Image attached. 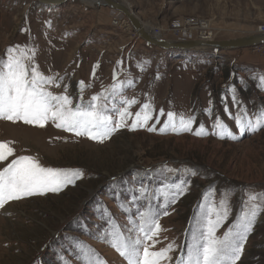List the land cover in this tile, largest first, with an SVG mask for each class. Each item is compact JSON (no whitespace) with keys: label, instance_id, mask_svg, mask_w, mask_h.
<instances>
[{"label":"rangeland","instance_id":"1","mask_svg":"<svg viewBox=\"0 0 264 264\" xmlns=\"http://www.w3.org/2000/svg\"><path fill=\"white\" fill-rule=\"evenodd\" d=\"M120 1H134L129 6L137 16L146 10L147 32L159 31L169 40H178L172 22L190 17L208 21L215 41L250 36L264 26V0ZM112 11L79 2L50 8L35 0H0V59H6L9 47L34 48L39 71L60 78V87L49 90L59 94L67 86L74 106H87L92 96L123 84V96L137 100L129 111L135 113L143 103H150L153 119L148 126L157 129L130 130L133 116L127 119L128 126L100 143L57 128L51 121L39 127L0 120V142H11L14 149L13 156L0 162V169L26 155L45 168L82 173L74 185L58 193L25 197L0 209V264H82L72 247L77 239L105 264H127L96 238L108 230L107 216L126 232L138 221V211L149 205L163 211L162 199L132 203L134 190L143 185L159 196L164 185L185 179V169L195 170L196 175L187 177V190L159 219L163 230L156 249L173 244L170 255L175 262L187 258L194 217L206 192L215 199L227 194L231 204L218 237L235 222L250 193L264 192V127L241 134L229 118L230 113H245L246 119H254V114L264 111V53L251 48L223 53L164 51L147 45L133 29L116 26ZM195 38L185 35L180 40ZM233 96L238 105L232 103ZM119 100L117 93L107 102V114L114 122L119 117L112 109L119 107ZM161 109L194 117L192 131H159L167 122ZM216 118L236 139L214 134L219 131L214 128ZM201 128L205 134L195 135ZM237 264H264V214Z\"/></svg>","mask_w":264,"mask_h":264},{"label":"snow or ice","instance_id":"2","mask_svg":"<svg viewBox=\"0 0 264 264\" xmlns=\"http://www.w3.org/2000/svg\"><path fill=\"white\" fill-rule=\"evenodd\" d=\"M6 59H0V120L13 123L22 121L24 124L44 127L48 121L57 128L74 133L76 136H87L89 139L103 143L105 139L118 128L126 127L127 119L134 116L130 130L148 126L153 119L150 103H143L141 110L135 113L129 111L137 103L135 98H125L121 84H115L106 89L107 94L92 96L87 106L73 105L72 98L67 94V86L59 94L49 90L50 87H60L57 76H45L35 65V49L19 45L6 49ZM95 74V68L93 75ZM118 79L114 72L113 80ZM83 84V82H81ZM131 87V83H129ZM120 94L119 107L112 109L119 120L114 122L113 115L107 114V102ZM232 103L238 105V99L233 96ZM227 112L228 109L226 108ZM160 115L167 116V122L159 131L170 128L173 131H192L194 117L178 115L173 111ZM254 119H246V114H229L234 119L241 134L246 131H258L264 127V111L254 114ZM157 122L159 120L157 119ZM214 134L219 138L236 139L227 124L216 118ZM149 131H156L154 126H148ZM197 136L205 134L203 129L194 133ZM11 142H0V162L8 160L14 155ZM169 172L172 170L169 169ZM195 170L185 169V179L164 185L157 196L155 192L141 185L134 190L132 203L138 200L162 199L163 211L154 210L151 205L143 211H138L139 219L134 227L122 231L107 216L109 228L97 234L96 238L112 247L127 264H237L240 260L244 244L254 229V226L264 214V192L250 193L240 210L235 222L225 231L222 237L217 231L228 220L231 213V204L227 194L220 199L204 194L203 202L198 205L199 211L194 217L195 229L192 233V243L188 247L187 258H179L175 262L170 255L175 250L173 244L156 249L160 232L163 230L159 219L169 214V207L187 190L189 176L196 175ZM82 177L79 171L69 172L54 168L42 167L31 156L21 155L0 169V209L12 201L34 195L58 193L68 185H74ZM103 215H107L105 212ZM72 247L78 252L82 264H105L94 249L83 241L74 240ZM63 259V257H61ZM67 264V262H65Z\"/></svg>","mask_w":264,"mask_h":264},{"label":"water","instance_id":"3","mask_svg":"<svg viewBox=\"0 0 264 264\" xmlns=\"http://www.w3.org/2000/svg\"><path fill=\"white\" fill-rule=\"evenodd\" d=\"M39 5L50 8H59L69 3L91 2V8L106 7L122 13L129 21L136 35L147 45L164 51L177 52H201V53H223L240 49H249L264 44V32L245 36L242 38L226 41H202V40H169L164 37L153 36L148 33L144 23L136 15L135 11L124 1L120 0H35Z\"/></svg>","mask_w":264,"mask_h":264},{"label":"built area","instance_id":"4","mask_svg":"<svg viewBox=\"0 0 264 264\" xmlns=\"http://www.w3.org/2000/svg\"><path fill=\"white\" fill-rule=\"evenodd\" d=\"M112 14L113 23L116 26L123 24L126 31L132 30L130 23L123 15L116 13L115 11H112ZM171 30L178 40L185 35L189 37V35L192 36L194 34L196 36L195 39L202 41H210L214 38V33L210 23L204 19L190 17L183 19L182 21L174 20L171 24ZM258 31L264 32V26L259 27ZM153 33L156 36L164 37V35H162L159 31L154 32L153 30ZM251 49L258 54L264 53V44L257 45Z\"/></svg>","mask_w":264,"mask_h":264},{"label":"crops","instance_id":"5","mask_svg":"<svg viewBox=\"0 0 264 264\" xmlns=\"http://www.w3.org/2000/svg\"><path fill=\"white\" fill-rule=\"evenodd\" d=\"M129 1V0H128ZM128 5H130L131 7L134 6V1L133 2H127ZM133 3V4H132ZM138 17H140L141 21H146V18H149V14L146 12V10L142 11L140 15H138ZM144 23V22H143Z\"/></svg>","mask_w":264,"mask_h":264},{"label":"bare ground","instance_id":"6","mask_svg":"<svg viewBox=\"0 0 264 264\" xmlns=\"http://www.w3.org/2000/svg\"><path fill=\"white\" fill-rule=\"evenodd\" d=\"M86 3V5L88 6H90V5H92L91 4V2H85ZM113 11H115L116 13H118L116 10H113ZM119 14H121V15H123L122 13H119ZM183 20V19H182ZM148 33H151L153 36H156L154 33H153V29H150V32L148 31ZM161 33V32H160ZM157 37H159V36H157ZM191 40V39H190Z\"/></svg>","mask_w":264,"mask_h":264},{"label":"trees","instance_id":"7","mask_svg":"<svg viewBox=\"0 0 264 264\" xmlns=\"http://www.w3.org/2000/svg\"><path fill=\"white\" fill-rule=\"evenodd\" d=\"M171 52H177V51H171Z\"/></svg>","mask_w":264,"mask_h":264}]
</instances>
